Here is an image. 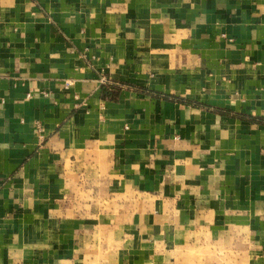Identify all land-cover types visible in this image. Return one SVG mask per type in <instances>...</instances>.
I'll list each match as a JSON object with an SVG mask.
<instances>
[{
	"label": "crops",
	"instance_id": "1",
	"mask_svg": "<svg viewBox=\"0 0 264 264\" xmlns=\"http://www.w3.org/2000/svg\"><path fill=\"white\" fill-rule=\"evenodd\" d=\"M0 264H264V0H0Z\"/></svg>",
	"mask_w": 264,
	"mask_h": 264
},
{
	"label": "trees",
	"instance_id": "2",
	"mask_svg": "<svg viewBox=\"0 0 264 264\" xmlns=\"http://www.w3.org/2000/svg\"><path fill=\"white\" fill-rule=\"evenodd\" d=\"M104 95H105V91H104ZM110 96H111V94H110Z\"/></svg>",
	"mask_w": 264,
	"mask_h": 264
}]
</instances>
